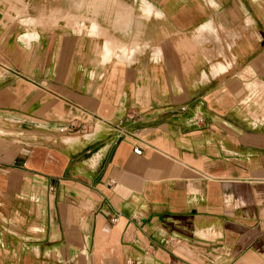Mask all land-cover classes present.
<instances>
[{
    "label": "crops",
    "instance_id": "crops-1",
    "mask_svg": "<svg viewBox=\"0 0 264 264\" xmlns=\"http://www.w3.org/2000/svg\"><path fill=\"white\" fill-rule=\"evenodd\" d=\"M0 264H264V0H0Z\"/></svg>",
    "mask_w": 264,
    "mask_h": 264
},
{
    "label": "built area",
    "instance_id": "built-area-1",
    "mask_svg": "<svg viewBox=\"0 0 264 264\" xmlns=\"http://www.w3.org/2000/svg\"><path fill=\"white\" fill-rule=\"evenodd\" d=\"M200 121H203V119H199ZM134 151L136 152V153H141L142 152V150L140 149V148H138V147H136V148H134Z\"/></svg>",
    "mask_w": 264,
    "mask_h": 264
}]
</instances>
